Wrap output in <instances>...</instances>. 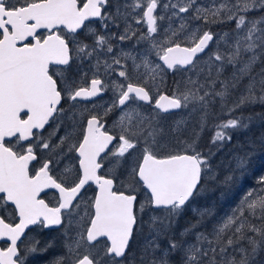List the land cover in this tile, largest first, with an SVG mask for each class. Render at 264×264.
Segmentation results:
<instances>
[{"label": "snow or ice", "instance_id": "obj_1", "mask_svg": "<svg viewBox=\"0 0 264 264\" xmlns=\"http://www.w3.org/2000/svg\"><path fill=\"white\" fill-rule=\"evenodd\" d=\"M228 23L231 31L211 30ZM85 61L86 86L87 72L79 84L67 74ZM101 69L117 79L106 83ZM169 72L186 74L170 91ZM109 90L102 112L79 108ZM256 104L264 105V0H0V264H27L55 246L40 248L27 236L32 226L62 230L64 253L50 264H257L264 175L210 232L197 229L211 209L195 207V222L179 239L174 232L209 184L230 185L245 171L249 153L222 180L213 157L233 131L264 124V113L234 115ZM221 115L229 118L209 124ZM53 189L55 202L44 199Z\"/></svg>", "mask_w": 264, "mask_h": 264}, {"label": "trees", "instance_id": "obj_2", "mask_svg": "<svg viewBox=\"0 0 264 264\" xmlns=\"http://www.w3.org/2000/svg\"><path fill=\"white\" fill-rule=\"evenodd\" d=\"M225 27H222L221 25H213L211 30L216 32L224 29ZM231 28L232 25L228 23V29ZM258 67L259 66H257V70ZM229 103H231L230 100ZM215 111L217 113H219L220 111L218 103ZM236 113L234 115H236ZM238 113V116H248L253 113H264V105H251L241 109L240 111H238ZM228 118L229 117L226 115H221L218 119L210 120L209 124L211 125L212 123H217L220 120H226ZM212 134L213 133L211 129H207L203 133L202 139L200 141L203 148H207ZM262 135H264V124H261L259 122L252 125L249 129H240L232 132L231 142L227 143L223 149L224 151H231L232 149L239 150L240 152L236 151V154L241 153L242 157L245 153H249L250 155L247 158L248 162L245 171L242 172L243 174L239 171L236 173L235 171L234 174L236 176V180L230 185L225 186L221 184H209L208 188L210 190L207 191L203 196L199 197L196 201H194V204L198 205L199 207L213 206L215 211L218 209V206H224L234 200L232 199V197L236 195L240 190V184L252 183V174L256 176L258 172L264 170V142H261ZM223 149L221 151H223ZM213 151L216 150L213 149ZM221 151L217 152V154L213 157V165L219 173L220 179L222 180L225 175L233 173V171L236 169L237 161L230 160L227 156V158L223 157L224 155H221ZM250 172L251 174H249ZM242 177L244 178V180L240 179ZM213 215L214 214L212 213L210 216L205 217L201 227L197 230L202 229L203 231L209 232L212 228V225H209L208 222H212L211 220L213 219ZM195 219L196 216L189 207V209L185 211V213L179 218L177 222L181 223L182 225L188 226V222H195ZM61 231V229L41 230L36 226L33 227L28 232L27 236L35 237L37 240H39L40 248H43L49 241L52 240H55L56 243L55 246L50 248L47 252H40L28 256L27 264H50L51 260L54 257L62 255L64 253V249L61 244ZM263 256L264 253L261 254V257H258L257 264H264V260H262Z\"/></svg>", "mask_w": 264, "mask_h": 264}, {"label": "rangeland", "instance_id": "obj_3", "mask_svg": "<svg viewBox=\"0 0 264 264\" xmlns=\"http://www.w3.org/2000/svg\"><path fill=\"white\" fill-rule=\"evenodd\" d=\"M163 2H166V0H162V3ZM189 16L191 15V13H189L188 14ZM254 15H255V13H254ZM175 23H179V21L177 20V21H175ZM231 25H232V28H234V23H230ZM222 27H225V26H227V27H225L224 29H222V30H220V31H216L217 33H221V32H226V31H231V29H228V24L226 25V24H220ZM168 26V21L167 20H165V21H163V22H161V32L163 31V28H166ZM97 27H98V25H97ZM145 29L144 28H140L139 29V31H144ZM112 31H117V29H115V28H113L112 29ZM88 43H91V41L90 42H88ZM113 44L114 45H119V47H123L125 50H129V49H132L133 48V45L135 44V40H133V41H126V42H124V43H122V44H120L117 40H113ZM146 47V44H144L143 42L140 44V45H138L137 46V48H136V50L137 51H140V50H142L143 48H145ZM215 49V45H212L211 46V50H214ZM201 59H207V57L206 56H202L201 57ZM131 62H129V64H130ZM231 71H232V69H231V67H229L227 70H226V72H225V75H229L230 73H231ZM85 72H87L88 73V76H87V78L85 79V81L86 80H88V78H91V76H92V69H91V67H90V63L89 62H87V61H85L84 62V64H83V66H82V73H85ZM185 75L186 74H184V73H172V72H169L168 74H167V76H166V82H167V90H171L172 89V87L174 86V82L175 81H180V80H182L184 77H185ZM81 77V76H80ZM101 78H103V79H105V81H106V83H110L111 82V80H113V79H117V77L115 76V74H113L111 77H105L104 76V74H103V69H101ZM79 81H80V78H79ZM84 81V82H85ZM111 99H112V92H111V90H109V91H107V95L105 96V98H103L102 100H99V101H96V102H94V103H92V104H79V108H84V107H87L88 109H90V110H92V105L93 104H95L97 107H96V109H94L95 111H103V105H106L107 103H109L110 101H111ZM233 99H235V96H233V97H230L229 98V100H230V102L233 100ZM144 110L145 111H148V110H150L149 109V106H147V105H145L144 106ZM119 115V113L117 112L116 113V116L113 118V120H115L116 119V117ZM239 115V113L237 112L236 113V115L235 116H238ZM179 118V114H176V115H171V116H167L166 117V123L167 124H170L173 120H175V119H178ZM185 135H187V133L185 134ZM183 138V137H182ZM236 151H239V150H235V149H232L231 151H224V149H223V151H221V155H224L223 157H225V158H229L230 160H235L236 161V159H235V157H242L241 156V153L240 154H236ZM240 152V151H239ZM227 156V157H226ZM67 163H69V161H64V163L63 164H61L60 165V167L63 169V167H64V164H67ZM238 171H236V173H237ZM242 173V172H241ZM243 174V173H242ZM249 174H251V172L249 173ZM261 175H264V170H261L260 172H258L257 173V175L255 176V175H253L252 174V176H251V178H253V179H251V180H253L252 181V183H248V184H240V190L238 191V193L236 194V195H234L233 197H232V199H234V200H232L230 203H228V204H226V205H220V206H218V209L217 210H215L214 211V207L213 206H204V207H199L198 205H196V204H194V202H193V205H191L190 206V208H192V207H195V208H200V209H203V208H209V209H211V212L214 214L213 215V219L211 220L212 222H208V224L209 225H212V228H213V226L218 222V220L221 218V217H223L226 213H229V211H230V209H232V208H234L235 206H236V204L239 202V200H240V198L249 190V189H252V188H256V187H258V185H257V180H258V178L261 176ZM241 180H244V178L242 177V178H240ZM248 182V181H247ZM93 194V191H91V189L90 190H88L87 192H86V194H85V196H91ZM224 200V199H223ZM157 215H163V213H161V212H157L156 213ZM185 227H187L186 225H182L181 223H176V227L174 228V232H175V235H176V237H177V239H179L180 238V232L181 231H183V229L185 228ZM212 228H211V230H212ZM210 230V231H211ZM198 231H203L202 229H199ZM209 231V232H210ZM262 260H264V256H263V259Z\"/></svg>", "mask_w": 264, "mask_h": 264}, {"label": "flooded vegetation", "instance_id": "obj_4", "mask_svg": "<svg viewBox=\"0 0 264 264\" xmlns=\"http://www.w3.org/2000/svg\"><path fill=\"white\" fill-rule=\"evenodd\" d=\"M80 39H84V34L82 33L81 34V37H80ZM91 41V39L89 38L88 40H87V42H90ZM84 64V63H83ZM83 66V65H82ZM82 66H78V64H73L72 66H71V69L69 70V72L67 73L68 75H70V76H72L76 81H77V83L79 84L80 83V81H79V78H80V76H81V74H82ZM91 78H88V80H90ZM103 79V78H102ZM86 83H87V80L84 82V85L86 86ZM107 95V92H105L104 93V95L103 96H101V97H98V98H95V99H92L91 101H82V102H80L81 104H92V103H94V102H96V101H99V100H102L103 98H105V96ZM64 107H65V109H68L69 108V103L67 102V101H65V103H64ZM98 112H102V111H98ZM116 113L117 112H114V113H112L111 115H110V117L108 118V123H109V125H111V123H112V121H113V118L116 116ZM55 127V124H53L51 127H48L47 129H46V131H45V135H47L48 134V132H50V131H52V129ZM63 134V131H61L60 133H59V135H62ZM61 168V167H60ZM62 169V168H61ZM91 189V191H93L94 192V186H90V187H88V189H87V191L88 190H90ZM86 191V192H87ZM86 192H85V194H86ZM43 195V198L44 199H46V200H49V201H51V202H55V191L54 190H48V191H46V193L45 194H42ZM35 227V226H34ZM33 228V227H32ZM31 228V229H32ZM30 229V230H31ZM30 230H28L27 231V234H28V232L30 231ZM46 230H50V229H46ZM1 246L2 247H4V246H6L5 244H4V242L2 241L1 242Z\"/></svg>", "mask_w": 264, "mask_h": 264}, {"label": "water", "instance_id": "obj_5", "mask_svg": "<svg viewBox=\"0 0 264 264\" xmlns=\"http://www.w3.org/2000/svg\"><path fill=\"white\" fill-rule=\"evenodd\" d=\"M103 95H104V93H103V94H101V95H100V96H98V97H101V96H103ZM98 97H95V98H98ZM95 98H92V99H95ZM53 190H54V189H53ZM46 191H48V190H46ZM54 191H55V190H54ZM32 227H34V226H32ZM32 227H31V228H32ZM27 231H28V230H26V232H27ZM1 242H2V241H0V247H2V246H1Z\"/></svg>", "mask_w": 264, "mask_h": 264}, {"label": "bare ground", "instance_id": "obj_6", "mask_svg": "<svg viewBox=\"0 0 264 264\" xmlns=\"http://www.w3.org/2000/svg\"><path fill=\"white\" fill-rule=\"evenodd\" d=\"M261 257V256H260Z\"/></svg>", "mask_w": 264, "mask_h": 264}]
</instances>
